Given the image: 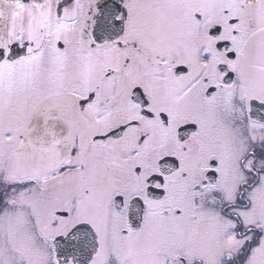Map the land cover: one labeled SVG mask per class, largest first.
Here are the masks:
<instances>
[{
	"label": "snow or ice",
	"instance_id": "6c2138e0",
	"mask_svg": "<svg viewBox=\"0 0 264 264\" xmlns=\"http://www.w3.org/2000/svg\"><path fill=\"white\" fill-rule=\"evenodd\" d=\"M0 264H264V0H0Z\"/></svg>",
	"mask_w": 264,
	"mask_h": 264
}]
</instances>
